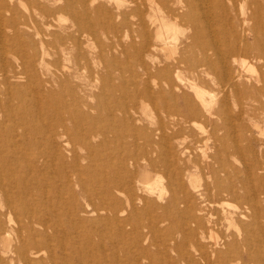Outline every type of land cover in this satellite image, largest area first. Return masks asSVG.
<instances>
[{"label": "bare ground", "instance_id": "6f19581e", "mask_svg": "<svg viewBox=\"0 0 264 264\" xmlns=\"http://www.w3.org/2000/svg\"><path fill=\"white\" fill-rule=\"evenodd\" d=\"M35 1V9L26 16L18 11V3L25 4L22 0H0V93L10 97L0 100V115L3 113L5 120H8L6 123L0 119V264H113L114 260L120 259L111 260L104 247L94 257L86 256L81 248L73 247L74 252L69 248L75 263L70 260L59 262L69 254L68 248L58 239L60 233L64 235L66 231L89 225L96 228V235L99 236L97 245L101 239L112 240L114 235L118 237V243L124 244L125 231H129L128 229L139 234L138 230L144 227H158V219L161 222L168 215L180 217L178 221L181 223L188 217L196 222L197 227L201 226L202 230L206 227L214 245L211 246L217 251L220 237L212 229L215 224L208 225L215 221L213 218L217 216L214 212L216 210L228 219L229 225L236 228L234 232L230 231L226 235L228 238L232 237L227 250L218 252L223 260L228 263L230 252H239L240 240L245 246L243 248L248 259L264 264V250L261 251L260 244H256L260 242L259 237L250 228L254 223L259 224V213L254 212L252 215L251 212L253 220L241 225L238 223L241 226L239 228L235 224L237 211L225 209L220 201L224 193L235 197L238 194L235 187L237 181L235 184L226 182V185L223 182L225 178H230V166L225 167L229 164L226 162L229 158L225 157V162L219 160V167L210 165L211 161L206 162L209 164L207 167L210 170V179L204 184L192 172L188 171L187 176H184L179 170L180 166L178 168L174 165L176 161L181 165L183 161H191L184 158L189 155V143L184 147V141L176 142L182 144L178 148V156L174 154L172 149L175 147L171 143L172 139L178 140L186 132L187 135L196 136V142H204L205 146L211 136L215 143H233L234 139L220 137L217 131L226 127V130L232 128L231 131L237 132L239 140L243 135H239L237 127L242 122L238 119L246 115L248 120L254 121L256 103H264V0H49V5ZM47 15H54V19L58 21L44 23L55 28L51 30V35L58 40L63 51L65 42L77 46L81 36L87 37L99 28L104 31L118 28L115 18L122 20V27L127 32L138 33L141 37L140 43L136 45L131 41L125 49L129 59L139 61L141 65V71H137L131 81L133 85L140 86L137 95L116 86L111 81V71L106 74L99 73L105 82L103 81V92L95 94L93 87H96V83L92 73L88 76L89 79L81 81L82 67L79 66V58L71 65L60 64L58 59L48 63L45 59L48 51L44 47L43 35H39L37 30L39 37L35 40L26 30L27 19L42 17L43 20V16L46 18ZM64 20L70 21L65 23ZM85 42L89 47L87 38ZM7 45L11 49L10 56L6 51ZM108 48L111 47L106 44L103 50ZM160 51L165 53L162 59L156 55ZM86 53L83 50V58L87 63ZM102 59L110 66L114 58L102 54ZM51 65L54 66L53 69ZM136 77L139 78L138 82ZM119 89L120 92L117 93L116 90ZM105 90L109 91L108 94ZM27 95L30 97L27 98ZM137 98L144 108L143 112L137 106ZM13 99L22 100L24 105L32 101L37 106L41 105L40 109H44L42 106L47 107L49 120L47 116L43 118L41 115V119H37L36 113L25 111V120L21 118L20 123L15 124L11 119L15 111L12 113L10 109ZM231 99L239 103L237 111L232 109ZM151 102L154 103L153 108L156 111L161 110L165 117L154 128L141 122L146 116L145 107L152 108L149 105ZM207 124H213V127L207 129ZM108 132L113 133L115 140L119 141L117 149H110L107 146L109 141L107 144L104 141H98L97 144L92 142L95 137L108 136ZM74 139L80 147L89 148L92 153L99 154V159H108L107 162L100 160L108 165V170L102 168L106 165L94 166L92 179L82 177L85 171L89 172V167L78 166L77 151L73 147L69 149V144ZM193 146L195 145L192 144L193 149L198 147L199 155L203 159H208L213 153L208 154L207 146ZM104 149L107 152H101ZM68 152H74L69 163L66 161ZM158 163L167 169L170 197L166 204L158 202L159 199H164L166 190L165 188L163 192L165 186L162 184V175L154 171L158 169L155 166ZM56 164L60 168L57 172L59 175L52 179L48 172ZM150 165L156 169L152 170ZM75 166L77 167L73 169ZM68 171L73 173L67 174ZM254 171L247 177L250 179L254 175L259 180L257 186H261L259 191L264 193V172H259L261 174L258 175ZM232 175L235 176L234 172ZM240 178L243 179L244 176ZM249 181L241 183V189L244 190L242 200L246 206L253 208L256 207L260 195H256L258 187ZM202 183L205 185L202 194L206 195L204 201H207L203 204L196 197ZM75 187H79L78 193L75 192ZM65 192L69 197L64 196ZM75 195L84 197L85 206L80 207ZM208 195H212V198ZM141 201L144 204L138 206ZM197 205L198 210L195 211H200L201 214L193 211ZM158 207L163 213L157 216L154 212ZM246 210L249 211L247 208ZM67 219L70 225L64 227L62 222ZM186 222L185 220L184 223ZM106 228L111 230L109 234L104 233ZM216 228L217 226L215 230ZM167 231L166 235L169 234ZM213 231L218 238L213 235ZM54 239L58 251L53 250L51 241ZM254 248L258 252H254ZM167 253L169 254L168 251ZM115 254L118 256L117 252ZM187 254L186 252V256ZM214 255L211 254V258ZM137 260L140 261L138 258Z\"/></svg>", "mask_w": 264, "mask_h": 264}, {"label": "rangeland", "instance_id": "374dc122", "mask_svg": "<svg viewBox=\"0 0 264 264\" xmlns=\"http://www.w3.org/2000/svg\"><path fill=\"white\" fill-rule=\"evenodd\" d=\"M14 1L15 2H17V1L19 2V0H14ZM22 1L25 4H22L21 5L20 3H18V11H19L20 14H23V15H26L27 16V13H29L30 11H32V10L35 9L36 1L35 0H22ZM37 1L40 2V3H44L46 5H49L51 3L49 0H37ZM54 15H47L46 18L43 16V20H42V17H34V18L31 17V18L27 19L28 25L26 26V30H27L28 34L33 35V37L35 38V40H38V37H39L36 34V31L37 30L40 32L39 35H41V34L43 35V38H44V47H45L46 51H48V53L45 54V59H46V61L48 63L49 62H51V63L52 62H55L58 59L59 62H60V64H63L64 63V64H70L71 65L72 63H74V61H76V59L79 58L78 59L79 60V64H80L79 66L82 67V70H81L82 71V74H81L82 75L81 76L82 79H81V81H84V80L89 79L88 76L92 73V76H93V79H94V83H96V87L95 88L93 87V89H94L93 91L95 92V94H98L100 92H103V87H104V83H103L104 80L101 79L99 73L100 74L101 73L106 74L109 71H111L110 74H112V80L111 81L114 84L116 83V86L118 85V87L121 88L122 90H127V91H130L131 93H136V92L140 91V86L139 85L135 86L131 82L132 79H133V75L135 73H138V72L141 71L140 62L139 61L138 62L131 61L129 59V57L127 56L126 51H125L126 46H127V44L129 42L132 41L136 45H138L140 43L141 37L138 35V33H136V32H133V33L127 32L126 28L122 27V20L120 18H115L114 19V22L119 25L118 28L112 29V30H105V31L102 30L101 28H99L93 34L87 35V37L81 36L80 37L81 39H79L80 41H79V44L77 46H73L70 42H65L64 45H63V47H64V51H63V49L60 46V43L58 42V40L53 35H51V30L53 31L55 28L53 26H47L44 23V21L45 22H48L49 21L50 23L51 22L57 23L58 21L56 19H54ZM64 21H65V23H69L70 20H64ZM86 38H87V43L90 44L89 47L86 46V42H85L86 41ZM106 44H109L110 45L111 48H108L109 50L108 49H104L103 50L104 45H106ZM80 50L82 51V53H81ZM83 50L87 52L86 53V57H87V60H88L87 63L85 62V60L83 58V55H84L83 54ZM6 51H7L8 55L10 56L11 55V49H10V47L8 45H7V50ZM76 54H78V57H77ZM102 54L103 55L106 54L108 57L114 58L110 66L105 64L104 60L102 59ZM156 55L159 58L162 59L165 56V53L163 51H160V52H157ZM50 67L52 69L54 68L53 65H51ZM135 79H136V82H138V79L139 78L136 77ZM137 87H138V89H137ZM105 91L108 94L109 91L108 90H105ZM116 91H117V93H119L120 92V89L119 90H116ZM136 95H137V93H136ZM26 97L28 98L30 96L27 95ZM9 98H10L9 95H5L3 93H0V100L9 99ZM95 101H96V99L94 98L93 99V102H95ZM230 103H231L232 109H234V110L237 111L238 108H239V103L236 102V101H233V99L230 100ZM109 104H112V102L109 103ZM257 104L258 103H256L255 109H254V112L256 111L255 112L256 117H255V119H253L254 120L253 122H251L250 120H248L247 117H246V115L244 117L242 116L241 119H238V121L241 120L240 122H242V123H240V122L237 121L238 123H240V127L242 128V130H240L241 128L240 127H237L239 129V135H243L241 137V139L238 140L237 132L236 131H231L232 128H231V130H229V128H228L229 131L226 130L227 127L218 130L217 133L219 134L220 137L221 136L222 137H226L228 140H230V139L233 140L234 139L233 140V143H231L230 141H227L224 144L223 143L221 144V143H219L217 141L215 143V141L213 139L214 137L211 136V138H208V140H210V139L211 140L208 141V142H206L207 143V145H206L207 146V149L206 150H207L208 154L210 152H213V153H211V155L209 154L210 156H209L208 159L201 158L202 156L200 157V155H199L200 154V151L198 150V147H196V145L197 146L201 145L202 147H206L205 145H203L204 142H201V141L198 142L197 141L198 142V144H197L196 140L194 139L196 136L193 137V136L187 135V132L184 133V136H181L182 139H181V137L178 138V140H176L177 138H175V140L172 139L171 141H173V142H171V143L173 144V147H175V148H176V145H178V147L176 149L174 148L175 151H174V149H172L173 152H175L174 154H177L176 156L179 155L178 154V151H179L178 148H179L180 145H182V144H177V143H179L180 141H184L185 143H184V145H182L184 147H186L185 145L189 143V146L187 145L188 146L187 149L190 148L189 149V153L187 152V154H189V155H185L184 158L185 159L189 158V159H191V161L190 162H188V161L184 162L183 161V164L182 165L184 167L180 164V162H178V164H177V161H176V163H174V165L176 164L177 167L180 166V169L179 170L182 172V174L184 173L183 174L184 176H187L186 175V172H188V171H189V173L192 172V175H194V177L200 178L202 180V182H204V184H205V182L207 180L210 179V177H209V175H210L209 171L210 170L208 169V167H209V164L208 163H210V161H211L210 165H215V166L219 167L218 166L219 165V160L220 161L221 160H224L225 157H226V159L229 158V161L225 159L226 162L229 163V164H226L225 167L228 168L230 166L228 168V169L231 170L230 178H227L226 179L225 178L226 176L225 177L223 176L225 178V180H223V182L226 185V182H229V183L232 182L233 184H235V182L237 181L238 183L235 184V187L238 190V194H237V197H235V195L233 196V195H230V194L228 195L227 193H224V195H226V196L225 197H224V195L221 196L220 201H222L221 203H223V205H225L224 206V207H226L225 209L228 208L227 210L230 209V211H233V210H236L237 211L235 213V216H236L235 217L236 218L235 224L236 225H238V223L241 225V223H243V222L250 223L253 220V218H252L253 213L254 212H258L259 213V215H260V217L258 218V221L260 220L259 224L256 225L254 223L253 225H250V228L253 229L254 235L256 237H259V241L260 242H258L256 244L257 245L260 244L259 249H261V251H263L264 250V218H263L264 217V212L262 210L264 209V193H261L259 191L260 188H261V186H260V184H258V186H257V183H258L257 181H259V180H257L256 177H254V175L249 179V177L253 173L254 169H256L255 170L256 172L254 171L255 174H258V175H260L261 173L264 172V143H263L264 142L263 141V139H264V109H263L264 103L263 104L260 103L259 105H257ZM149 105L152 106V108L149 109L145 105L146 106L145 107V109H146V116L148 118L145 116L146 118L144 117V119L141 122H143V124L149 125L148 127H150V128H154L158 124V122L160 120H162V119H165V117H163L164 115H163V112H161V110L156 111L153 108V106H154V103L153 102L149 103ZM40 106L41 105L37 106L35 103H32V101H28L24 105V102L22 100L13 99V100H11V108L10 109H11L12 113L15 111V114H13L11 116V119L13 120V122H15V124L20 123L21 118H23L25 120V117H23V116L26 115V113H25V111H26V112H29V113H32V114H33V112L36 113L37 115H35V116H36L37 119L41 115V117L43 116V118H46V116H47V120H49L48 115H47L48 114L47 113L48 108L45 107V106H42V108H44V109H40ZM137 106H139V110L141 112L144 111V108L141 105L139 98H137ZM93 112L95 114L97 113L95 110ZM2 114L0 115V119L1 120H4L7 123L8 120H5V116L2 115ZM147 114H149V116ZM242 118L244 119V121H243ZM39 119H41V118H39ZM245 121L248 124L247 123L244 124L243 122H245ZM259 123H261V124H259ZM246 124L248 126L244 127ZM210 126L212 128L213 127V124L212 125L211 124H207V127H208L207 129H210L209 128ZM253 126L254 127L256 126V128H254ZM243 127H244V129H243ZM247 128H248V130L250 128L251 129L248 131V130H246ZM106 136L107 135L95 137L92 140V142L94 144H97L98 141L99 142L104 141L105 144H107L108 141H109L110 143H108L107 146H109L110 149H117L116 147L119 146L120 143H119V141H116L115 140L114 134L111 133V132H108V136L107 137ZM256 136H257L258 140H256L257 139ZM261 136H262V138H261ZM104 137H106V139ZM191 137L194 140L191 139ZM247 137H249V138H247ZM246 139H247L248 142L246 141ZM249 139H251V140H249ZM193 142H195V143H193ZM75 144H76V141L74 139L69 144V149H71V147H73V149H75V151H77V155H79L78 166L80 168L89 167V172L85 171L84 174L82 175V177L84 176L86 178H89V180H90V179H92L93 174L95 172L94 166H96V167H102L103 165H106L105 162H107L106 160H108V159H106V160L105 159H99L100 158V155L99 154H94V152L92 153V151L89 148L80 147L79 145H77V144L75 145ZM192 144L195 145V146H193L194 148L196 147L195 149H193L191 147ZM111 145H112V147H111ZM74 146H75V148H74ZM236 149H238V151H236ZM101 152L105 153V152H107V150L104 149ZM101 152H100V154H101ZM225 152H227V153H225ZM73 153L74 152H68L67 153L68 156H66V161L68 163L72 161L71 158L73 157ZM214 153H217L218 155L217 154L214 155ZM229 153H231V154H229ZM226 154H229V155H226ZM95 155H97V156H95ZM213 156H215V159L213 158ZM171 158L173 160H175L173 157H171ZM211 158L214 159V160H212ZM216 158H218V159H216ZM100 160H104L105 162H101ZM193 160H195V161H193ZM216 160H218V161H216ZM225 160H224V162H225ZM99 161H100V163H99ZM206 162H208L207 163L208 164V167H207ZM212 162H214V163H212ZM205 165H206V167H205ZM234 165H236L237 167H234ZM155 166L158 169H156ZM155 166H153V165L151 166L150 165V167H151L152 170L153 169H156L154 171H156V173H158L159 175H162V177H163V178H161V179H163L162 180V182H163L162 184H164V186H165V187H163L164 189L162 188L163 189V192H164L165 188L167 190V191L165 190V195H163V198L164 199H161V200L159 199L158 202H159V204H166L167 199L170 197V189H168L169 187L167 185V180H168L167 172H166L167 169L165 167H163L161 164L155 165ZM161 166H162V168H160ZM76 167L77 166H75L73 169H75ZM102 168H104V170H108V165H106L105 167L103 166ZM131 168L133 169L134 167H131ZM59 169L60 168H59V166L57 164L54 165L53 168H52V170L50 172H48V176L50 178L54 179L55 177H57V175H59L57 173L59 171ZM73 169H71V170H73ZM159 170H161V171H159ZM237 170H238V172H237ZM259 170H261V171H259ZM162 171H164V172H162ZM193 171H195V172H193ZM233 172H234V175H235L234 177L235 178L232 175ZM259 172H261V173H259ZM72 173L73 172H71V171H68L67 172V174H70V175ZM243 176H244V178H243L244 180L242 178H240V177H243ZM247 176H249V177H247ZM136 177H138V174H137ZM245 177H247V178H245ZM239 179H240V181H238ZM247 179H249L250 181L247 180ZM247 181H249L250 184L251 183H254L252 185H255L256 188L258 187L257 192H256V195L259 194L260 197H261V198L259 197L260 199L258 198V203L256 205V207L258 209L255 206H253V208H249L248 206L245 205V203L242 200L243 199V192H244V190L241 189V185H242L241 183H245ZM204 184L202 183V185L200 186V189H198V191H197L198 193L196 192L197 193V196L196 197H198V200L200 201V203H201V201H203L202 204L207 202V201H204V200H206V198H205L206 195L202 194V189L205 186ZM74 190L77 193L80 191L79 187L78 188L75 187ZM139 193H141L140 190H139ZM259 195H257V196H259ZM64 196L66 198L69 197V195L66 192H65ZM75 196L78 198V201L80 203V207L85 206L86 200L84 199V197L81 196V195H75ZM208 196L211 197L212 195H208ZM262 196H263V198H262ZM224 200H225V202H224ZM141 202H138V206H142L144 204L143 202L141 204ZM240 202H241V204H240ZM195 205H194V207H195ZM197 207H198V205L196 206V208H193V211L194 212H196L195 210H198ZM234 207H235V209H234ZM158 208H155V212H154L155 214H157V216L159 214H162L163 213V210H161L160 207H158ZM246 208L249 209V211L246 210ZM246 211H247V214H246ZM198 212L201 214L200 211H197L196 213H198ZM214 212L217 215V216H215V214L213 215V216H215L214 217L215 219L213 218V220H215V221L210 222V223L208 222L209 223L208 225L209 226H211V225L213 226L215 224L212 229H214V231L218 232L219 234L217 233V235H219L218 237L221 238V239L218 238L217 235H216V233L213 231V235L219 239V244H218L219 246L217 245V249H216L217 251H214L213 248H212V246H214V245H212L213 244L212 243V238L210 237V233L208 232V229L206 227H203V230H202V227L201 226L197 227L198 225L196 224V222L195 223H194V221L192 222L190 220L191 218H188V217L184 218V221H182V223H181V221H178V219L180 217L179 218H176V216H174V215H168V217L166 218L167 221H166V219H164L163 221L160 222L159 219H158V222H159V223L157 222L158 227L157 226H154L152 228L153 231H152V229H150L148 227H146V228L144 227V228H142L143 231H142V229H140V231L138 230V232H139V234H138L137 231H131L130 229H128L129 231H125V233H126L125 234L126 235V241H125L124 244L123 243H118V237H116V235H114V238H112V240H109L108 238L101 239L100 244H99L100 245L99 248H98L99 245H97L99 243V241H98L99 236L96 235V233H97L96 228L94 229V228H92L89 225H87L86 227H80L77 230L74 229V230L66 231L64 233V235L61 232L60 233V236L58 237V239H61L59 241H61L63 243V245L66 246V248H68L67 251L69 252V254L65 258H61L59 260V262H67V261L70 260L71 263H75V260L73 259L74 258V255H73V253H70V249L69 248H72L73 249L72 252H74V248L75 249L76 248L77 249H80L81 248L84 251V253H85L86 256H88V257H94L95 255L100 254L101 251H103V247H104V251H107L109 253L108 255H109V258L111 260L120 259V260H114L113 261V264H139V263H141V264H154V263L155 264H158V263L159 264H173V263L174 264H236V263L237 264H259L257 262H253L252 260H249L248 259L246 253L244 252L246 250H245V248H243L245 246H243L241 244V241L240 240L238 241V243L241 245L240 248H239V252L238 253L237 252H230L229 256L227 257L228 263H226V261L223 260L224 258L221 257L218 254V252L219 251H222V250H227V248L229 247L228 244L231 241L232 237L228 238L226 235L230 234V231L231 232H234L235 231L234 229H236V228H235L234 225H229L228 219L227 218H224L222 215H220L221 213H219L217 210L214 211ZM243 212H245V213H243ZM251 212H252V215H251ZM81 214L82 215H85L84 212H81ZM240 215H241V217H240ZM169 216H172L171 218H173V217L174 218L171 219ZM218 217H220V218H218ZM244 217H246L247 219L249 218V219L247 220ZM187 219H189L190 222ZM185 220L187 221L186 223H184ZM203 220H204V218H203ZM217 221H219V222H217ZM69 222L70 221L68 219L65 220V221H63L62 222L63 223V226L66 227V226L70 225ZM180 224H182V225H180ZM183 225H185L186 227L185 226L183 227ZM193 225H194V227H193ZM240 225H238L237 227L240 228L241 227ZM165 226H167V228ZM168 226H169V229H168ZM216 226H217V228H216L217 230H215V227ZM158 228H159V230H158ZM165 228L168 229V231ZM148 229L151 232V234H150V232H148ZM257 229H258V231H257ZM259 229H260V231H259ZM144 230L146 231V233H145L146 235L144 234ZM110 231L111 230H109L108 228H106V230L104 231V233L105 234H109ZM166 231L169 233V234L167 233L168 235H166V233H165ZM48 232L51 233V234L53 233L52 230H48ZM128 232H130V234ZM256 232H258L259 234L258 233L256 234ZM202 233L204 235L206 234V236H204ZM153 234H154V237H152ZM196 234H198V235H196ZM207 234H208V236H207ZM170 235H172V236H170ZM195 235L196 236H199V238L196 237ZM141 236H143V237H141ZM163 236L164 237L166 236V237L163 238ZM169 236H170V238L172 240L169 238ZM200 236H202V237H200ZM138 237H140V238H138ZM226 237L228 239H226ZM114 241H117V243L114 242ZM134 241H135V244H134ZM161 241L162 242L165 241L164 242L165 244L162 243ZM210 241H211V243H210ZM221 241H222V244H221ZM51 242H52L51 244L53 246V250L58 251L57 250L56 239L52 240ZM106 242H107V245H109V246L111 245V246L110 247L107 246L106 245ZM166 242L168 244L170 243L169 245L167 244L168 247L166 245ZM174 242L176 243V245H174L175 244ZM207 242H209V243L207 244ZM160 245L162 246V249L164 247L165 250L164 249L163 250L162 249L160 250V248H161ZM170 245H171V247H170ZM180 245H181V247H180ZM207 245L210 248V250L207 247ZM176 246H177V248H176ZM174 247H175V249H179V250H175ZM106 248H108V249L106 250ZM127 248H129V249H127ZM169 248L172 249V250H170ZM195 249L197 251H199L201 254H204L205 253L204 255H205V257L206 256L207 257L206 258H202L201 256L204 257V255H200V253L197 252ZM256 249L257 248H254L252 250L254 252H258V250H256ZM169 250L171 251V253H170ZM206 250H209V251H206ZM115 251L118 253V256H117V254H115L116 253ZM167 251L169 252V254L167 253ZM149 252H150V254H149ZM186 252L188 253L187 256H186ZM210 252H211L212 255L215 254L216 256L214 255L215 257L213 256V258H211L212 256H211ZM142 253H143V257H142ZM198 255H200V256H198ZM208 255H210V256H208ZM136 256H138V257H136ZM139 257H141V258H139ZM137 258L140 259V261H138ZM207 258H209V259H207ZM134 259H136L137 261L134 260ZM172 259H173V261L175 259V261L172 262ZM73 260H74V262H73ZM141 260L144 261V262H142ZM164 260L167 263H165ZM114 262H116V263H114Z\"/></svg>", "mask_w": 264, "mask_h": 264}]
</instances>
